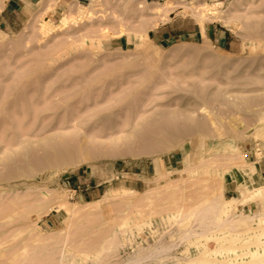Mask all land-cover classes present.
<instances>
[{
  "label": "rangeland",
  "instance_id": "rangeland-1",
  "mask_svg": "<svg viewBox=\"0 0 264 264\" xmlns=\"http://www.w3.org/2000/svg\"><path fill=\"white\" fill-rule=\"evenodd\" d=\"M6 1L0 264H264V0Z\"/></svg>",
  "mask_w": 264,
  "mask_h": 264
},
{
  "label": "crops",
  "instance_id": "crops-1",
  "mask_svg": "<svg viewBox=\"0 0 264 264\" xmlns=\"http://www.w3.org/2000/svg\"><path fill=\"white\" fill-rule=\"evenodd\" d=\"M40 0H7L5 2L3 13L4 20H11V18L19 16L20 14H27L28 11L36 8L39 5ZM187 18L192 19V17H186L182 14H173L169 13V21L162 23L159 27H155V30H159L163 39L172 38L174 35H183L186 34L184 31H180L179 28L173 27V24L176 22L185 23ZM194 20V19H192ZM211 33L220 41L226 42V37H223L222 33H220L216 28L211 31ZM255 174L260 173L263 184H264V160L258 163L257 167H254ZM252 210V207L248 208Z\"/></svg>",
  "mask_w": 264,
  "mask_h": 264
},
{
  "label": "bare ground",
  "instance_id": "bare-ground-1",
  "mask_svg": "<svg viewBox=\"0 0 264 264\" xmlns=\"http://www.w3.org/2000/svg\"><path fill=\"white\" fill-rule=\"evenodd\" d=\"M167 1H168V0H167ZM232 4H233L232 7L236 8V4H235V5H234V3H232ZM142 5H143V3H142ZM201 6L204 8L205 11L207 10V11H210V12H211V17H212L213 19H223L222 17L217 16V15H219V12H220V11L217 12V11L215 10V9H217V8H215V9H210V8H208V7H210V6H209L207 3H203V4H201ZM139 7H141L142 9H144V6H140V4H139ZM156 7H157V6H154L153 8L155 9ZM164 7H165V5L162 4V6L157 7V9H158V10H163ZM237 7H238V5H237ZM146 9H148V8H146ZM234 10H235V9H234ZM231 11H232V10H231ZM221 12H222V11H221ZM217 13H218V14H217ZM207 17H208V16H207ZM209 17H210V16H209ZM223 23H227L226 20H225ZM45 27H46V26H45ZM55 31H56V30H55V27L48 25L47 30H46V33L50 34V33L55 32ZM203 31H204V28H203ZM144 36H146L145 33H144ZM144 52H145V51H144ZM173 53H179V50H177V51L174 50ZM171 54H172V53H171ZM172 56H174V55H172ZM260 121H261V120H260ZM256 132H257V131H256ZM73 164H74V163H73ZM263 192H264V187L257 188V189H255V191H254V195L262 194ZM248 195H249V194H248ZM262 196H263V195H262ZM246 197H247V196H246ZM252 197H253V196H252ZM244 198H245V197H244ZM253 198H254V197H253ZM262 198H263V197H262ZM246 199H247V198H246ZM249 199H250V198H249ZM229 200H230V199H229ZM236 202H237V200H236L235 198H232L229 202L226 201L225 203H226V204L228 203V204L230 205L231 203L234 204V203H236ZM244 202H245V200H244ZM225 203H224V204H225ZM245 203H246V202H245ZM73 204H74V203H73ZM63 205H64V204H63ZM229 205H228V206H229ZM231 205H232V204H231ZM59 207H60V205H59ZM230 207H231V206H230ZM228 208H229V207H228ZM228 208H227V207H224V208H223V212H224V214H225V213L227 214V212H228ZM229 210H230V209H229ZM263 210H264V209H263ZM209 212H210V211H209ZM202 216L205 217V214L201 215V217H202ZM201 217H200V218H201ZM262 217H263V216H262ZM205 218H206V217H205ZM208 218H209V217L207 216V219H208ZM228 221H230V220H228ZM228 221H227V222H228ZM232 221H233V220H232ZM261 221H262V220H261ZM263 221H264V219H263ZM210 222H211V221H210ZM227 222H226V223H227ZM201 223L203 224V222H201ZM205 223H207V222H205ZM205 223H204V224H205ZM208 223H209V222H208ZM208 223H207V224H208ZM244 223H246V222H244ZM199 224H200V223H199ZM199 224H198V225H199ZM204 224H203V225H204ZM207 224H206V227H207ZM228 224H229V222H228ZM200 225H201V224H200ZM210 225H211V224H210ZM223 225H225V224H223ZM226 225H227V224H226ZM226 225H225V226H226ZM212 226H213V227L215 226L214 223H213ZM229 226H230V225H228L227 227H229ZM196 227H197V226H196ZM204 227H205V226H204ZM204 227H203V228H204ZM215 227H216V228H215L214 230L220 228V226H219V228H217L218 226H215ZM224 228H225V227H224ZM199 229H200V228H199ZM208 229H209V227H208ZM211 229H212V228H211ZM211 229H210V230H211ZM228 229H229V228H228ZM210 230H208V232H210ZM212 230H213V229H212ZM219 230H220V229H219ZM202 231H204V229H202ZM216 231H217V230H216ZM216 231H215V232H216ZM194 232H195V231H194ZM206 232H207V231H206ZM211 232H212V231H211ZM192 233H193V232H192ZM192 233H191V234H192ZM201 233H202V235L204 234L203 232H201ZM201 233H200V235L197 233L198 236H201ZM212 233H213V232H212ZM207 234H208V233H207ZM188 235H190V234H188ZM188 235H187V236H188ZM195 235H196V234H195ZM208 235H209V234H208ZM190 236H191V235H190ZM193 236H194V234H193ZM263 236H264V235H263ZM205 237H206V236H205ZM258 237H259V236H258ZM185 238H186V237H185ZM191 238H193V237H191ZM191 238H190V239H191ZM207 238H208V237H207ZM256 238H257V237H256ZM187 239H189V238L187 237ZM195 239H196V238H195ZM197 239H198V238H197ZM201 239H202V238H201ZM239 239H240V238H239ZM257 239H258V238H257ZM185 240H186V239H185ZM259 240H260V238H259ZM244 241H245V240H244ZM257 243H258V242H257ZM262 243H264V242H262ZM263 245H264V244H263ZM163 249H164V248H163ZM262 249H263V248H262ZM159 250H161V249H159ZM159 250H158V251H159ZM165 250H166V251H169V249H168V250L165 249ZM158 251H157V253H158ZM161 251H163V250H161ZM161 251H160V253H161ZM257 252H258V251H257ZM153 253H155V252H153ZM153 253H152V254H153ZM263 253H264V252H263ZM165 254H166V253H165ZM144 255H145V254H144ZM149 255H150V254H149ZM161 255H162V254H161ZM252 255H253L254 258H257L258 256L260 257L261 253L253 252ZM263 255H264V254H263ZM139 256H140V255H139ZM139 256H138V257H139ZM147 256H148V255H147ZM153 256H154V255H153ZM133 257H134V256H133ZM150 257H152V255H151ZM144 258H145V257H144ZM161 258H162V257H161ZM263 258H264V256H263ZM136 259H137V258H136ZM138 259H139V258H138ZM149 259H150V258H149ZM201 259H202V258H201ZM203 259H204V258H203ZM207 259H208V258H207ZM134 260H135V258H134ZM134 260H133V262L136 261V260H135V261H134ZM153 260H154V259H153ZM208 260H209V259H208ZM263 260H264V259H263ZM141 261H142V260H141ZM199 261H200V260L198 259V262H199ZM203 261H204V260H203ZM203 261H202V263H203ZM131 262H132V261H131ZM207 262H210V261H207ZM250 262H251V260H250ZM138 263H139V262H138ZM132 264H134V263H132ZM135 264H137V262H136ZM139 264H140V263H139ZM211 264H212V263H211ZM254 264H255V263H254Z\"/></svg>",
  "mask_w": 264,
  "mask_h": 264
}]
</instances>
